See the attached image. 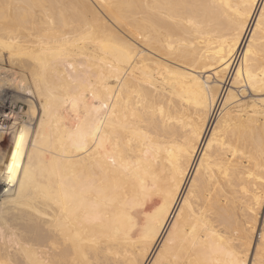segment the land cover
I'll list each match as a JSON object with an SVG mask.
<instances>
[{
    "label": "bare ground",
    "instance_id": "6f19581e",
    "mask_svg": "<svg viewBox=\"0 0 264 264\" xmlns=\"http://www.w3.org/2000/svg\"><path fill=\"white\" fill-rule=\"evenodd\" d=\"M1 136L0 264H259L264 0H0Z\"/></svg>",
    "mask_w": 264,
    "mask_h": 264
},
{
    "label": "snow or ice",
    "instance_id": "6c2138e0",
    "mask_svg": "<svg viewBox=\"0 0 264 264\" xmlns=\"http://www.w3.org/2000/svg\"><path fill=\"white\" fill-rule=\"evenodd\" d=\"M24 138H25L24 132L21 131L19 138L15 142L16 150L11 153L12 162L10 164H8L7 170H8L10 179L14 174V169H16L20 166L17 162V157L21 154V149H22V145L24 142ZM262 247H264V246H262ZM257 254L260 257L259 264H264V251H262L261 249H257ZM237 264H257V261L249 258L247 261H242V262L238 261Z\"/></svg>",
    "mask_w": 264,
    "mask_h": 264
},
{
    "label": "rangeland",
    "instance_id": "374dc122",
    "mask_svg": "<svg viewBox=\"0 0 264 264\" xmlns=\"http://www.w3.org/2000/svg\"><path fill=\"white\" fill-rule=\"evenodd\" d=\"M24 109H26V106H24ZM25 117V116H24ZM24 120L27 121V117L24 118ZM0 153L3 152L4 147H5V143H6V138L4 136H1L0 138ZM3 186V185H2Z\"/></svg>",
    "mask_w": 264,
    "mask_h": 264
}]
</instances>
